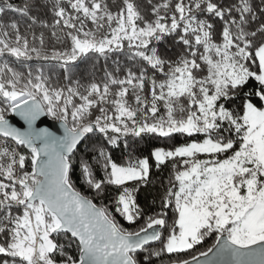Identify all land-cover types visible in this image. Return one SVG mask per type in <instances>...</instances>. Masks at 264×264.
Listing matches in <instances>:
<instances>
[{
    "label": "snow or ice",
    "instance_id": "snow-or-ice-1",
    "mask_svg": "<svg viewBox=\"0 0 264 264\" xmlns=\"http://www.w3.org/2000/svg\"><path fill=\"white\" fill-rule=\"evenodd\" d=\"M0 264H264V0H0Z\"/></svg>",
    "mask_w": 264,
    "mask_h": 264
},
{
    "label": "trees",
    "instance_id": "trees-1",
    "mask_svg": "<svg viewBox=\"0 0 264 264\" xmlns=\"http://www.w3.org/2000/svg\"><path fill=\"white\" fill-rule=\"evenodd\" d=\"M17 2H20V0H17ZM102 63H103V61L101 60L100 63L97 64V68H99V67H100V64H102ZM87 67L90 69V68H91V64H89ZM139 148H141V149H146V148H148V145L142 143V144L139 145ZM166 175H167L166 172L162 174V176H166ZM78 186L81 187V190H82V191L85 190V189H84V186H83L82 184H79V182H78ZM147 200H150V196H148V194H146V193H145V194H142V196H141V202H142V203H145ZM122 222H123V221H122ZM126 226H127V225H126ZM211 243H212V240L209 239V240L206 242V245H205V246L210 245Z\"/></svg>",
    "mask_w": 264,
    "mask_h": 264
},
{
    "label": "water",
    "instance_id": "water-1",
    "mask_svg": "<svg viewBox=\"0 0 264 264\" xmlns=\"http://www.w3.org/2000/svg\"><path fill=\"white\" fill-rule=\"evenodd\" d=\"M18 119V118H16ZM22 123V122H20ZM40 127H49L51 130L56 131L58 135L62 134V129L60 128L59 124L52 121L49 118H45L43 123L39 124Z\"/></svg>",
    "mask_w": 264,
    "mask_h": 264
}]
</instances>
